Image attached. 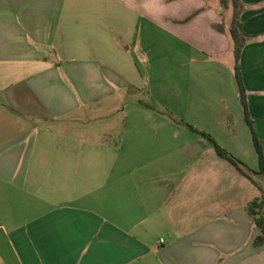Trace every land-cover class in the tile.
<instances>
[{"label": "crops", "instance_id": "1", "mask_svg": "<svg viewBox=\"0 0 264 264\" xmlns=\"http://www.w3.org/2000/svg\"><path fill=\"white\" fill-rule=\"evenodd\" d=\"M241 1L240 75L264 154V0ZM221 2L0 0V264H264L246 210L258 192L198 132L215 138L222 111L223 146L257 169L236 134ZM122 19L143 21L138 38L118 33ZM148 93L187 102L198 131L153 122Z\"/></svg>", "mask_w": 264, "mask_h": 264}, {"label": "rangeland", "instance_id": "2", "mask_svg": "<svg viewBox=\"0 0 264 264\" xmlns=\"http://www.w3.org/2000/svg\"><path fill=\"white\" fill-rule=\"evenodd\" d=\"M213 1V0H210ZM221 1V0H220ZM224 2V0H222ZM227 2V0H225ZM223 2H221L222 7H224ZM225 3V2H224ZM131 12V11H129ZM122 22H120V27L118 28V33L122 36H125L128 32V30L132 29L133 31H137V33H132V36L135 38H138V36H140V33L142 32V29H140V24L143 23L142 20L137 19L136 21V28L131 27L132 23L131 21H127V20H121ZM130 26V28H129ZM139 28V29H138ZM141 31V32H140ZM117 33V34H118ZM117 36L114 37V42H117V49L120 52H126L127 54H131L134 56H140V60H141V56L142 58H145L144 61H138L137 63L141 64L142 66H146V67H150V54H144L142 51H138L139 47L138 45L134 46L132 44H129L128 42H124L118 38H116ZM94 45H96V43H93ZM127 45H129V48H126ZM108 47H110V44H107ZM94 50H97V52H99L98 49H93L91 50L92 53V57L96 58V52ZM94 51V52H93ZM149 56V57H148ZM230 59L233 61V57L231 56ZM100 61V60H98ZM147 61V62H146ZM232 70V69H231ZM233 71L232 73H230V77H229V82H230V92L233 93L234 95L238 96V88H237V84L236 81H234V79H232L233 77ZM136 92L139 94V91L136 89H131L129 91V94H136ZM149 92H151V90H149ZM143 94V93H142ZM184 102V101H183ZM128 106H131V102H126V104H128ZM137 103V102H136ZM141 105H143V107L148 108V109H152L153 111H157L159 113H157L159 116L152 119L153 120H167L168 124H173V125H182L188 129L191 130V128H197L195 126V124L193 123L194 119L192 114H190L189 112H182V110H186L187 109V102H184V104L182 106H179L176 100H164L161 99L159 96L153 95L152 93H148V94H144L141 97L140 100ZM219 104H221L222 106L225 104L223 101L222 102H218ZM238 108H239V115L240 117H238L237 122L234 120V124L236 127V134L240 135L242 137V144H244L246 146V151L247 153L251 156V157H256V153L254 150V146H253V142H252V137H251V133H250V129L249 126L247 125V123L244 121L243 117H242V107L240 102L238 103ZM186 107V109H185ZM221 108V107H220ZM222 109V108H221ZM222 113V111L218 110L217 111V121L216 124L215 123H211L209 125L210 129H213V133L215 135V141L219 144V145H224L225 142V136L223 134V132L221 131V127H220V123L219 120L220 118V114ZM234 119H236V116H234ZM252 120V119H251ZM155 122V121H153ZM122 119L121 117H118L116 115L115 112V125L119 124L122 125ZM148 123H152V122H148ZM99 123L97 122L96 119L90 120L88 121V125H93V126H97ZM252 125H253V120H252ZM117 126V125H116ZM254 127V126H253ZM193 131V130H191ZM194 134H196V132H194ZM224 147V146H223ZM225 148V147H224ZM222 158V157H221ZM224 159V158H222ZM226 160V159H224ZM227 162H229L228 160H226ZM230 163V162H229ZM231 164V163H230ZM243 167L247 170H251L250 168L247 167V165L243 162ZM232 165V164H231ZM240 173V172H239ZM243 175V174H242ZM244 177H246L245 175H243ZM252 178L254 179V182L251 181L248 177H246L249 180V185L254 187L255 190H257L258 194L256 196H260L261 194V189L260 187H264V182H263V178L260 174H255V173H251Z\"/></svg>", "mask_w": 264, "mask_h": 264}, {"label": "trees", "instance_id": "3", "mask_svg": "<svg viewBox=\"0 0 264 264\" xmlns=\"http://www.w3.org/2000/svg\"><path fill=\"white\" fill-rule=\"evenodd\" d=\"M231 6V20H230V36L233 42V52L235 57V78L237 81L239 96L243 106L244 118L247 122L251 134L254 150L258 159V167L256 170H249L243 167V162L227 151L223 146L219 145L210 133L204 131H198L195 128H191L193 131H198L202 136L208 139L214 146L217 155L228 160L241 174L248 177L254 182L251 173L260 174L264 182V154L261 141L258 139L255 129L252 125V120L248 115L245 101V89L242 84L240 68H239V55L242 47L247 43L249 36L243 32L241 28V13L243 11V3L241 0H230ZM260 196L254 197L246 204V210L253 219V223L256 226L258 233L253 238L254 245H264V187H260Z\"/></svg>", "mask_w": 264, "mask_h": 264}, {"label": "built area", "instance_id": "4", "mask_svg": "<svg viewBox=\"0 0 264 264\" xmlns=\"http://www.w3.org/2000/svg\"><path fill=\"white\" fill-rule=\"evenodd\" d=\"M163 240L161 239V242H162Z\"/></svg>", "mask_w": 264, "mask_h": 264}]
</instances>
